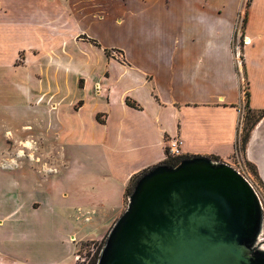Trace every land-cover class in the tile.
Listing matches in <instances>:
<instances>
[{
    "label": "crops",
    "instance_id": "1",
    "mask_svg": "<svg viewBox=\"0 0 264 264\" xmlns=\"http://www.w3.org/2000/svg\"><path fill=\"white\" fill-rule=\"evenodd\" d=\"M248 8L246 0H0V79H73L39 96L53 166L0 168V234L8 232L0 246L16 263L32 264L22 246L56 237L67 254L50 264H72V239L103 238L132 181L168 159L172 138L183 140V157L233 156L246 106L264 111V0ZM246 12L241 75L234 47ZM6 150L0 134V161Z\"/></svg>",
    "mask_w": 264,
    "mask_h": 264
},
{
    "label": "water",
    "instance_id": "2",
    "mask_svg": "<svg viewBox=\"0 0 264 264\" xmlns=\"http://www.w3.org/2000/svg\"><path fill=\"white\" fill-rule=\"evenodd\" d=\"M253 160L264 181V140ZM264 212L248 182L224 162L183 158L135 181L97 264H264Z\"/></svg>",
    "mask_w": 264,
    "mask_h": 264
},
{
    "label": "rangeland",
    "instance_id": "3",
    "mask_svg": "<svg viewBox=\"0 0 264 264\" xmlns=\"http://www.w3.org/2000/svg\"><path fill=\"white\" fill-rule=\"evenodd\" d=\"M251 4V0H246V9ZM247 12L245 18H242L237 33V41L235 43V53L238 54V46L240 56L243 62V52L245 47V27L247 23ZM109 54V52H108ZM103 65V68H106ZM243 63L241 65V68ZM240 67V65L238 66ZM243 74V68L240 70ZM51 74H37L26 77L24 74L5 78V81L0 79V134L6 140V157L0 161V168L7 172H13L15 167H29L40 169L43 167L53 166L54 158L51 151V143L47 140L46 132V116L38 112L39 104L46 101L45 94L48 89L56 82L61 84H69L73 79H59L56 76H49ZM245 95L246 101L249 100V92L247 81H245ZM39 97V98H38ZM119 97V96H118ZM73 98V99H72ZM68 98L67 102L75 101V97ZM246 102V104H247ZM27 106L25 110H19L20 107ZM35 129H37V137L35 136ZM261 134L264 138V112L249 110L246 106L245 113L239 126V142L235 149L237 154L243 157L245 163V171L249 176L251 183L257 188L263 202H264V181L260 176L259 168L251 156V144L255 134ZM31 145V146H30ZM34 149V150H33ZM35 151L34 154L32 152ZM51 152L49 154L47 152ZM235 152L233 156L227 161L221 158L210 157L215 162H224L231 167L238 165ZM37 153V154H36ZM28 172V171H27ZM136 181V179H135ZM134 181V182H135ZM132 183V186L134 184ZM131 186V188H132ZM128 203V194L126 195L125 208ZM119 217V216H118ZM118 217L111 220L107 224V230L103 233V238L87 240L86 242H78L73 238L72 241L76 245V252L73 257L72 264H89V262L96 255L98 248L103 246L104 240L109 233ZM1 224V223H0ZM82 226H78L81 229ZM9 229L8 231H10ZM89 232L92 228L82 229ZM8 236V232L0 234V240ZM264 239V236H263ZM62 239H52L53 244L42 243L37 247L31 246V249L26 245L22 246L23 251L28 253V258L32 264H50L52 260L58 259L66 255ZM6 245L0 246V264H18L12 250H9ZM24 264V263H23Z\"/></svg>",
    "mask_w": 264,
    "mask_h": 264
},
{
    "label": "built area",
    "instance_id": "4",
    "mask_svg": "<svg viewBox=\"0 0 264 264\" xmlns=\"http://www.w3.org/2000/svg\"><path fill=\"white\" fill-rule=\"evenodd\" d=\"M246 44H247V41L245 40V46H246ZM112 55L117 60H122V58H123L122 55L116 51H113ZM236 57H237L238 66L239 65L241 66L243 62H242V59L240 56L239 46H238V54H236ZM183 144L184 143H183V140L181 138H172V139L168 140V142H167V155L170 157H173V158H182L184 156ZM235 156H236V160L238 161V165H236L232 168L234 170H236L248 182V184L252 187V189L254 190L255 194L257 195V197L259 199V202H260L261 207H262L263 212H264V202H263L257 188L251 183L249 176L246 174V171L244 168L245 163L243 161V157L241 155L237 154V152H235Z\"/></svg>",
    "mask_w": 264,
    "mask_h": 264
},
{
    "label": "trees",
    "instance_id": "5",
    "mask_svg": "<svg viewBox=\"0 0 264 264\" xmlns=\"http://www.w3.org/2000/svg\"><path fill=\"white\" fill-rule=\"evenodd\" d=\"M127 104L130 105V106L135 107V105H134V104H131L129 101L127 102ZM262 112H264V111H262ZM167 157H168V159L164 162V164H166V165H168V166H171V167H174V166L178 165L179 162H180L183 158H187V157L173 158V157H170V156H168V155H167ZM146 171H147V170H146ZM146 171L142 172L140 175H142V174L145 173ZM140 175H138L135 179L137 180L138 177H139ZM135 179L132 181V183L135 181ZM132 183H131V186H132ZM134 183H135V182H134ZM133 185H134V184H133ZM131 186H130L129 189L127 190V194H128V195H129V194L131 193V191H132ZM132 187H133V186H132ZM102 247H103V246H100V247L98 248V251H97L96 255H95V256L93 257V259L89 262V264H97V261H98V258H99V254H100V251H101Z\"/></svg>",
    "mask_w": 264,
    "mask_h": 264
},
{
    "label": "bare ground",
    "instance_id": "6",
    "mask_svg": "<svg viewBox=\"0 0 264 264\" xmlns=\"http://www.w3.org/2000/svg\"><path fill=\"white\" fill-rule=\"evenodd\" d=\"M247 44H248V42H247ZM247 44H246V45H247ZM243 57H244V56H243ZM254 137H255V140H256V139H259V140H260L259 135L256 134ZM252 159H253V154H252Z\"/></svg>",
    "mask_w": 264,
    "mask_h": 264
}]
</instances>
